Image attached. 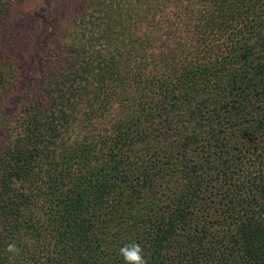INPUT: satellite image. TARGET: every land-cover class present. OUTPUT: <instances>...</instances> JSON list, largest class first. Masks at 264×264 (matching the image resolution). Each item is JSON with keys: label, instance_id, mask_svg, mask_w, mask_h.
Listing matches in <instances>:
<instances>
[{"label": "trees", "instance_id": "trees-1", "mask_svg": "<svg viewBox=\"0 0 264 264\" xmlns=\"http://www.w3.org/2000/svg\"><path fill=\"white\" fill-rule=\"evenodd\" d=\"M34 1L0 0V264H264V0Z\"/></svg>", "mask_w": 264, "mask_h": 264}, {"label": "clouds", "instance_id": "clouds-1", "mask_svg": "<svg viewBox=\"0 0 264 264\" xmlns=\"http://www.w3.org/2000/svg\"><path fill=\"white\" fill-rule=\"evenodd\" d=\"M5 252L10 256H15L19 254L20 249L13 242L6 245ZM118 253L123 259L124 264H148L142 247L135 242H130L121 246Z\"/></svg>", "mask_w": 264, "mask_h": 264}, {"label": "rangeland", "instance_id": "rangeland-1", "mask_svg": "<svg viewBox=\"0 0 264 264\" xmlns=\"http://www.w3.org/2000/svg\"><path fill=\"white\" fill-rule=\"evenodd\" d=\"M50 0H35L34 3H32L31 5L28 6V10L32 13L37 12L38 7L40 6H44V4H47V2L49 3ZM26 8V6H25ZM29 23L27 21H24L23 24H20L18 30L16 32L20 33V32H27V30L32 31L34 29V27H36V25H34V27H30L29 28ZM24 45V44H23ZM14 49L17 48V46H13ZM17 52V51H16Z\"/></svg>", "mask_w": 264, "mask_h": 264}]
</instances>
